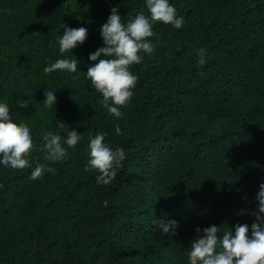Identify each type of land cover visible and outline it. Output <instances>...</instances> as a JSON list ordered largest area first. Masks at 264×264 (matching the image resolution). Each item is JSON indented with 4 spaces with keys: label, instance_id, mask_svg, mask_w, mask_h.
<instances>
[{
    "label": "trees",
    "instance_id": "obj_1",
    "mask_svg": "<svg viewBox=\"0 0 264 264\" xmlns=\"http://www.w3.org/2000/svg\"><path fill=\"white\" fill-rule=\"evenodd\" d=\"M169 3L184 23L154 24V52L130 66L138 82L117 118L87 78L89 54L104 46L100 28L113 7L127 23L148 15L145 0H0V102L30 127L34 145L31 167L0 164V264H189L197 227L214 224L220 235L247 224L251 236L264 183V0ZM62 25L88 30L64 54ZM74 58L75 73L44 72ZM45 89L57 97L52 108ZM19 98L30 99L27 109ZM72 129L76 147L45 161V133L63 143ZM98 132L125 151L108 185L85 171ZM38 163L55 174L30 179ZM170 220L172 237L155 224Z\"/></svg>",
    "mask_w": 264,
    "mask_h": 264
},
{
    "label": "clouds",
    "instance_id": "obj_2",
    "mask_svg": "<svg viewBox=\"0 0 264 264\" xmlns=\"http://www.w3.org/2000/svg\"><path fill=\"white\" fill-rule=\"evenodd\" d=\"M148 15L141 10L134 18L127 23L122 21L117 7L111 9V14L100 28V34L104 46L97 48L89 54V60L95 63L87 69V78L103 99L101 105L107 112L117 118L122 117L121 106H125L132 98L138 76L130 71V66L140 64L144 56L154 52L155 44L149 38L156 35L153 26L156 22L171 24L179 29L184 18L177 16L176 8L169 3V0H145ZM64 33L59 38V51L61 54L72 51L78 44H83L88 30L85 27L71 28L65 25ZM204 48L198 49L200 59L198 64L205 63ZM103 56V58H100ZM79 61L74 59H58L44 68L46 74L57 70L75 73ZM46 99L44 104L48 108L56 105L57 97L53 91L45 89ZM16 104L20 109H27L30 99H17ZM60 128L64 125L60 124ZM117 134H122L119 126H116ZM106 132H98L89 142V159L85 171L96 170L97 183L108 185L115 180L117 171L122 167L125 159L123 148L113 149L105 142ZM45 161L58 162L62 160L68 148H75L81 140L80 133L75 130H67V137L63 140L59 134L52 132L45 133L43 137ZM31 129L26 124H18L10 117L9 105L0 102V164L11 169H25L31 167L27 158L33 149ZM55 174L54 168L48 164L38 163L31 172L30 179H41L45 172ZM259 201L258 211L254 213L256 220L251 225V236L247 224H237L235 233L224 231L220 227L211 225L195 229L198 234L191 241L188 254L189 264H264V183L260 185L257 194ZM163 233L169 237L177 234L178 222L170 220L155 222Z\"/></svg>",
    "mask_w": 264,
    "mask_h": 264
}]
</instances>
